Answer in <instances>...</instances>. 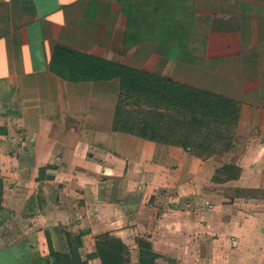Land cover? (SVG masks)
<instances>
[{
	"label": "crops",
	"instance_id": "obj_1",
	"mask_svg": "<svg viewBox=\"0 0 264 264\" xmlns=\"http://www.w3.org/2000/svg\"><path fill=\"white\" fill-rule=\"evenodd\" d=\"M58 47L234 100L233 146L116 129ZM0 264H264V0H0Z\"/></svg>",
	"mask_w": 264,
	"mask_h": 264
},
{
	"label": "trees",
	"instance_id": "obj_2",
	"mask_svg": "<svg viewBox=\"0 0 264 264\" xmlns=\"http://www.w3.org/2000/svg\"><path fill=\"white\" fill-rule=\"evenodd\" d=\"M55 55L77 78H119L116 129L182 146L199 157L224 152L233 146L239 117V105L234 100L63 47L56 48Z\"/></svg>",
	"mask_w": 264,
	"mask_h": 264
}]
</instances>
